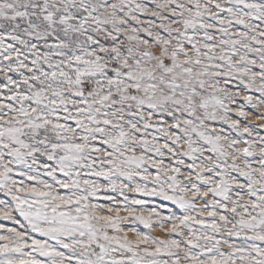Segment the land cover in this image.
<instances>
[{
	"label": "snow or ice",
	"instance_id": "obj_1",
	"mask_svg": "<svg viewBox=\"0 0 264 264\" xmlns=\"http://www.w3.org/2000/svg\"><path fill=\"white\" fill-rule=\"evenodd\" d=\"M0 264H264V0H0Z\"/></svg>",
	"mask_w": 264,
	"mask_h": 264
}]
</instances>
